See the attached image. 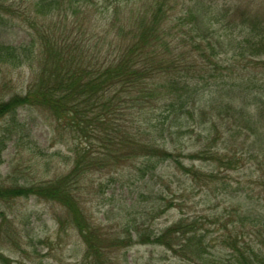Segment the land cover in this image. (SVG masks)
I'll return each instance as SVG.
<instances>
[{
    "label": "trees",
    "instance_id": "1",
    "mask_svg": "<svg viewBox=\"0 0 264 264\" xmlns=\"http://www.w3.org/2000/svg\"><path fill=\"white\" fill-rule=\"evenodd\" d=\"M105 1L113 15L101 38L95 0H34L27 6L0 0V29L20 21L29 34L18 47L0 36V73H32L22 92L14 88L7 100L0 97V121L14 122L21 107L45 112L76 144L67 175L29 188L0 186V201L34 196L61 205L86 246L84 264H113V243L127 247L134 240L130 234L128 243L110 242L87 217L81 190L89 174L144 159L151 163L146 173L177 163L193 181L208 183L213 173L185 166L167 140L182 137L191 126L208 130L210 149L221 137L214 136L220 127L236 139L233 144L245 131L240 147L253 138L251 157L264 163L258 156L264 155V19L240 4L223 12L219 0H123L135 1L129 9L114 5L122 0ZM163 106L169 116L150 124L146 117ZM132 112L141 118L135 127L127 125ZM9 129L0 145L15 133ZM218 159L229 168L240 160ZM251 206L241 203L212 218L183 214L148 243L191 264H264V210ZM59 225L63 231L64 222ZM211 227L219 233L216 239L209 238ZM216 243L224 253L215 250ZM0 262L12 264L1 253Z\"/></svg>",
    "mask_w": 264,
    "mask_h": 264
},
{
    "label": "rangeland",
    "instance_id": "2",
    "mask_svg": "<svg viewBox=\"0 0 264 264\" xmlns=\"http://www.w3.org/2000/svg\"><path fill=\"white\" fill-rule=\"evenodd\" d=\"M32 3L34 0H17L19 6ZM127 3L122 0L114 5L125 6ZM130 3L127 4L128 9ZM95 4L97 6L92 9L101 22L102 30L99 37L104 38L107 22L110 23L107 20L112 19L113 6L105 0H95ZM219 4L223 12L240 4L246 11L264 19V0H219ZM108 13L110 19H107ZM123 16L125 18L126 15ZM14 24L16 26H3L0 36L3 42L18 47L29 41V34L20 21ZM227 57L230 55L224 56ZM261 74L260 79L263 78ZM3 78L5 83L8 82L6 88ZM31 79L29 69L3 70L0 73V97L5 96L7 100L14 88L15 93L22 92ZM261 83L262 80L257 81V84ZM164 111L165 106L149 116L143 114V122L148 121L146 118L151 120L149 123L152 125L161 122L169 116ZM127 118L130 127H135L136 122L141 120L133 112ZM14 119V122L10 117L0 121V136L10 127L15 131L10 136L6 135L5 145H0V186L29 188L54 181L72 170L76 144L70 135L58 130L47 113L21 107ZM171 119V116L166 119L167 128ZM224 129L220 127L219 134H214L221 137L211 149L206 138L208 130L204 126L194 129L191 126L182 137L167 138L181 152L178 160L185 166L195 165L202 173H213L214 178L208 183L193 181L177 163H165L146 173L145 165L151 163L144 159L87 176L81 190V205L87 217L102 229L110 242L120 238V241L128 243L130 234L134 236L127 247L113 243V264H191L160 246L149 244L148 238L165 230L183 214L212 218L241 203L264 210V188L259 184L264 180V163L259 165L251 157L253 149H248V146L253 138H249L244 149L240 145L245 139V131L243 137H238L233 144L236 139L231 135L228 137V133L223 135ZM201 156L202 159H198ZM258 156L259 161L264 162V155L260 153ZM218 158L240 160L234 168H229L224 161H214ZM59 221L64 222L63 231H60ZM67 221L68 214L61 205L38 197L0 201V253L12 264H84L86 246ZM211 230L209 238L216 239L219 233L214 232V227ZM143 241L146 243H141ZM215 245V250L223 251L220 243Z\"/></svg>",
    "mask_w": 264,
    "mask_h": 264
}]
</instances>
